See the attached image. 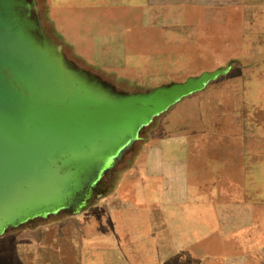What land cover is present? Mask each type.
Here are the masks:
<instances>
[{
  "label": "rangeland",
  "instance_id": "rangeland-1",
  "mask_svg": "<svg viewBox=\"0 0 264 264\" xmlns=\"http://www.w3.org/2000/svg\"><path fill=\"white\" fill-rule=\"evenodd\" d=\"M0 18L80 97L182 87L64 155L54 198L0 209V264H264V0H0Z\"/></svg>",
  "mask_w": 264,
  "mask_h": 264
},
{
  "label": "water",
  "instance_id": "water-1",
  "mask_svg": "<svg viewBox=\"0 0 264 264\" xmlns=\"http://www.w3.org/2000/svg\"><path fill=\"white\" fill-rule=\"evenodd\" d=\"M9 28L0 18V209L54 198L60 186L55 174H69L59 168L64 155L95 156L100 148H91L116 125L135 121L134 131L158 108L159 96L182 94L180 87L116 104L80 97L69 82L30 59L18 42L22 35Z\"/></svg>",
  "mask_w": 264,
  "mask_h": 264
},
{
  "label": "crops",
  "instance_id": "crops-1",
  "mask_svg": "<svg viewBox=\"0 0 264 264\" xmlns=\"http://www.w3.org/2000/svg\"><path fill=\"white\" fill-rule=\"evenodd\" d=\"M166 181H168V180H166Z\"/></svg>",
  "mask_w": 264,
  "mask_h": 264
}]
</instances>
